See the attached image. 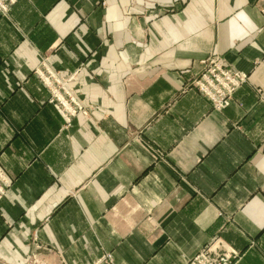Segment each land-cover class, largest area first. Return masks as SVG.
<instances>
[{"label":"crops","instance_id":"0c3cea01","mask_svg":"<svg viewBox=\"0 0 264 264\" xmlns=\"http://www.w3.org/2000/svg\"><path fill=\"white\" fill-rule=\"evenodd\" d=\"M222 56V110L188 85ZM42 61L89 114L49 102ZM0 264H264V0H18L0 10Z\"/></svg>","mask_w":264,"mask_h":264},{"label":"built area","instance_id":"2783aa9c","mask_svg":"<svg viewBox=\"0 0 264 264\" xmlns=\"http://www.w3.org/2000/svg\"><path fill=\"white\" fill-rule=\"evenodd\" d=\"M18 0H0V10L7 14L11 5ZM201 70L194 74L188 85L197 88L207 96L215 109L222 110L234 101L238 88L248 82V76L229 67L219 55L209 56L201 62ZM43 83L50 90L49 102L65 119L66 125H71L78 114H89V108L80 100L69 82L75 74L64 78L61 73L47 62L42 61L35 70ZM13 180L5 173L0 165V201L6 195ZM112 254L104 255L94 264L102 262L113 263ZM238 257V252L233 249L220 235L213 237L190 258L186 264H232Z\"/></svg>","mask_w":264,"mask_h":264},{"label":"rangeland","instance_id":"374dc122","mask_svg":"<svg viewBox=\"0 0 264 264\" xmlns=\"http://www.w3.org/2000/svg\"><path fill=\"white\" fill-rule=\"evenodd\" d=\"M220 56V55H219ZM222 57V56H221ZM223 58V57H222ZM223 60L227 63V61L223 58ZM229 65V64H228ZM230 67V66H229ZM240 72V71H239ZM240 73H243V72H240ZM245 74V73H244ZM64 77V76H63ZM64 78H69V77H64ZM69 84H70V82H69ZM235 98V97H234ZM6 173V172H5ZM7 174V173H6ZM13 184V183H12ZM107 254H109L110 252H106ZM106 253H104L103 255H101L98 259H100V258H103L104 259V255H106ZM198 253V252H197ZM196 253V254H197ZM195 254V255H196ZM193 257V256H192ZM191 257V258H192ZM112 258H113V256H112ZM32 264H40L39 262H37V261H35V258H33V263Z\"/></svg>","mask_w":264,"mask_h":264}]
</instances>
